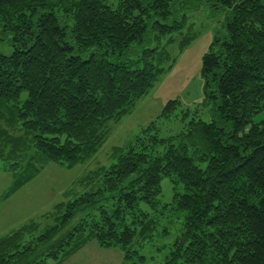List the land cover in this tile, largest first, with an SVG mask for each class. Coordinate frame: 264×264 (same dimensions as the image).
I'll return each mask as SVG.
<instances>
[{
    "label": "trees",
    "instance_id": "obj_1",
    "mask_svg": "<svg viewBox=\"0 0 264 264\" xmlns=\"http://www.w3.org/2000/svg\"><path fill=\"white\" fill-rule=\"evenodd\" d=\"M198 1L0 0V41L13 48L0 52V171L12 175L2 197L48 162L94 156L110 123L172 67L169 46L197 37L191 27L179 40L172 33ZM209 1L229 9L201 60L211 120L167 100L97 169L96 190L57 204L42 229L30 219L1 236L0 264H61L91 240L120 249L122 264H145L154 214L166 209L182 213L183 230L163 264H264V118L254 120L264 110V0ZM166 120L188 127L161 136ZM163 177L170 204L159 198Z\"/></svg>",
    "mask_w": 264,
    "mask_h": 264
},
{
    "label": "rangeland",
    "instance_id": "obj_2",
    "mask_svg": "<svg viewBox=\"0 0 264 264\" xmlns=\"http://www.w3.org/2000/svg\"><path fill=\"white\" fill-rule=\"evenodd\" d=\"M107 2L114 5L117 0ZM185 12L184 28L173 32L172 37L179 40L188 27H191L197 37L180 51L176 42L169 46L174 55L172 67L156 80L147 94L136 101L130 113L122 116L119 121L110 123V134L94 156L71 167L48 162L32 180L7 197H2V193L11 183L12 175L7 171H0V236L30 219L38 220L42 229L53 223L50 214L57 204L68 202L81 192L96 190L100 185V179L95 175L97 169L113 162L115 147L125 148L141 128L159 115L167 100L177 99L181 106L197 110L194 115L198 119L205 122L211 120V105L205 104L201 60L215 37H223L229 9L216 8L213 1L199 0L196 9H187ZM12 50L6 40L0 41L2 54L9 55ZM263 118L264 110L254 120L260 121ZM185 127L188 126L182 121L166 120L161 125L160 135H175L184 131ZM204 165L205 163L201 164V167ZM159 198L164 204L172 202L173 189L168 177L161 180ZM141 207L150 211L144 203ZM160 212L154 214L156 230L145 240L141 249V253L147 257L145 264H163L171 244L183 230L182 213L172 209ZM43 214L44 217L41 218ZM122 255L120 249L101 248L91 240L61 264H122Z\"/></svg>",
    "mask_w": 264,
    "mask_h": 264
},
{
    "label": "crops",
    "instance_id": "obj_3",
    "mask_svg": "<svg viewBox=\"0 0 264 264\" xmlns=\"http://www.w3.org/2000/svg\"><path fill=\"white\" fill-rule=\"evenodd\" d=\"M24 223H26V222H24ZM24 223H23V224H24ZM21 225H22V224H21ZM21 225H19V226H21ZM19 226H18V227H19ZM18 227H16V228H18ZM16 228H14V229H16ZM14 229H12V230H14ZM12 230H11V231H12ZM11 231H9V232H11ZM9 232H7V233H5V234H2L1 236L6 235V234H8ZM1 236H0V237H1Z\"/></svg>",
    "mask_w": 264,
    "mask_h": 264
}]
</instances>
